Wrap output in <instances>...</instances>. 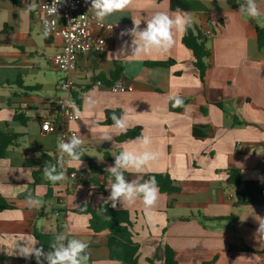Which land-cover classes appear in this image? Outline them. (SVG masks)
<instances>
[{
  "label": "crops",
  "instance_id": "0c3cea01",
  "mask_svg": "<svg viewBox=\"0 0 264 264\" xmlns=\"http://www.w3.org/2000/svg\"><path fill=\"white\" fill-rule=\"evenodd\" d=\"M189 1L205 7V11L187 12L195 21L192 27L213 32L204 83L193 52L182 43L186 32L176 34V43L167 53L153 51L139 57L132 55L133 38L120 35L133 27V20L141 22L143 29L156 13H175L170 0H133L125 10L106 17L103 26H114L113 41L103 54L82 56L71 76L78 92L89 88L85 93L92 92L98 101L93 111H84L83 93L77 106L89 124L82 119L69 124L84 141L83 165L79 170L75 162L66 166V179L53 183L44 179L43 169L50 165L47 159L57 163L61 156L58 136L44 132L42 125L56 117L55 103L66 96L60 88L65 75L51 66L62 41L42 38L37 8L25 14L27 5L38 7L39 0H0V131L22 135L21 145L9 148L0 159V196L26 200L31 191L39 192L43 201L39 208L0 213V264H36L35 258L14 254L17 243L27 235L35 237V230L56 234L68 229L89 244V264H121L110 259L108 233H93L90 215L76 211L86 203L97 210L110 193V180L91 173L90 160L105 169L114 163V155L133 147L132 141L117 142L122 133L106 124L108 110L123 113L126 109L127 131L141 128L152 138L151 149L160 154L145 173L128 171L127 179L142 176L144 182L147 175L169 173L181 189L170 197L159 192L151 221L140 201L118 206L130 213L140 247L139 264H163L164 246L176 253L179 264H264V239L257 235L259 221L264 222V205L236 206L239 189L228 182L227 173L240 170L243 182L264 187V51L258 48L264 18L242 15L230 0ZM233 1L239 6L244 3ZM256 3L264 12V0ZM106 34L104 27L96 28L97 36ZM169 60L175 64L168 68L145 65ZM116 63L124 66L120 81L129 87L126 92L105 83L112 80ZM170 95L186 101L181 113L170 111ZM16 113L26 122L15 120ZM198 125L205 127L203 140L192 135ZM105 133L113 136L112 142H102ZM35 171L40 175L36 186Z\"/></svg>",
  "mask_w": 264,
  "mask_h": 264
},
{
  "label": "clouds",
  "instance_id": "9594fccd",
  "mask_svg": "<svg viewBox=\"0 0 264 264\" xmlns=\"http://www.w3.org/2000/svg\"><path fill=\"white\" fill-rule=\"evenodd\" d=\"M63 0H52L50 5L45 4L49 14L53 17L58 15V6ZM133 3V0H91L90 11L94 13L96 20L103 26L106 17L125 10ZM37 8L35 4H28L25 14L34 11ZM239 12L254 20L264 18V12L256 3V0H244L239 6ZM194 19L190 13L179 9L169 15L164 12H158L146 21V27L140 28L141 22L133 20L131 29L121 32V36L130 35L132 39V55L137 57L142 54H148L155 51L158 54L167 53L176 43L177 33H184L194 24ZM55 21H45L42 38L50 35ZM103 44V41H101ZM84 111H93L98 101L93 98V93H85ZM169 102L173 107H183L184 100L179 95H170ZM62 107L72 109V115L76 119H82V112L79 106L71 98H65ZM113 121L111 128L118 130L119 133H125L129 126V115L126 109L120 115L112 113ZM85 124H89L83 120ZM47 127V125H46ZM102 142H112L113 136L105 133L101 137ZM83 139L73 134L66 140L59 141L57 150L61 156L57 163L45 165L43 169L44 179L53 183L66 179V166L70 167L75 162L77 170L83 165ZM132 148H125L119 154L114 155V163L105 168L109 174L110 183L107 188L110 190L105 201L112 209L123 206L134 205L137 201L142 202L144 211L149 221H151L152 210L157 206L159 200V187L155 177L147 181L140 182L142 176L132 180L125 177V172L134 171L137 174H143L151 164L159 159V152L152 150L153 143L151 136L142 134L134 141ZM26 203L30 208H39L43 201L39 198V192L35 195L29 191L26 196ZM257 235L264 239V222L259 221ZM17 243L14 254L26 260L35 258L36 264H89L90 252L89 244L81 239L73 237L71 230L61 231L55 235L54 240L49 244L50 251L45 252L43 247H37L39 243L35 237L27 235Z\"/></svg>",
  "mask_w": 264,
  "mask_h": 264
},
{
  "label": "trees",
  "instance_id": "16d2710c",
  "mask_svg": "<svg viewBox=\"0 0 264 264\" xmlns=\"http://www.w3.org/2000/svg\"><path fill=\"white\" fill-rule=\"evenodd\" d=\"M229 3L235 10L239 9V5L235 1L230 0ZM170 8L173 12L177 9L183 12H201L205 11V7L197 1L189 0H170ZM183 45L191 50L194 54V66L199 72V78L204 83L207 71L209 69L208 59L211 52L208 47V39L201 35V32L195 30L194 27L189 28L186 31L185 36L182 40ZM258 48L264 51V29H258ZM175 64V61L169 60L166 62H147L145 65L148 67H164L168 68ZM124 72V66L121 63H116L115 70L112 72V80L105 82L107 85L114 86V84L121 79V75ZM103 81V80H102ZM89 88L75 92L72 94V98L76 105H80L82 101V94L87 92ZM186 101H184L183 107H173L172 103L169 102V108L172 113H181L186 107ZM115 112L120 115V111L106 112V124L112 125L111 120L112 113ZM15 120L25 123L22 114L16 113ZM205 127L198 125L192 129V135L197 140H203L206 138L204 133ZM142 134L141 128H134L122 133L116 138L119 143L133 141L136 137ZM22 135L20 134H9L0 131V159L6 156V153L11 147H19L21 145ZM87 159V158H85ZM105 159L111 160L108 152L105 153ZM50 165L56 162L53 159H47ZM91 173L102 174L105 179L110 180L109 174L105 172L104 168L98 167L90 160ZM228 182L234 187L238 188L236 194V206H263L264 205V187L256 183H245L243 182V176L240 170L231 169L227 171ZM34 186L39 183V172L35 171ZM130 176L129 173L125 172L126 179ZM151 177H155L159 192L166 194L167 196H175L181 192L180 186L176 181L172 179L169 173L150 174L145 176L144 181H147ZM105 193V191H103ZM50 194V192H49ZM26 200H11L0 196V213L8 210H28ZM76 212L81 214L90 215L89 229L95 233L107 232L108 233V248L110 252V259L121 264H139V244L135 242V233L133 231V222L130 213L127 210L112 209L110 203L103 201L97 210L93 209L90 203L83 204ZM203 220L209 221L212 219L203 217ZM222 220V219H213ZM61 231V230H60ZM57 234V233H56ZM56 234H45L39 230L34 231V236L39 242L40 246L43 247L44 251H50L49 244L54 240ZM245 251H252L250 249H244ZM163 264H179L176 258V253L169 247L164 246L161 249ZM152 263V261H149ZM36 263V261H35Z\"/></svg>",
  "mask_w": 264,
  "mask_h": 264
},
{
  "label": "built area",
  "instance_id": "2783aa9c",
  "mask_svg": "<svg viewBox=\"0 0 264 264\" xmlns=\"http://www.w3.org/2000/svg\"><path fill=\"white\" fill-rule=\"evenodd\" d=\"M52 0H39L37 11L42 28L44 30L45 21H55L48 39H60L62 46L59 52L51 59V66L54 70L65 75L60 83V88L66 93L65 97L59 98L55 103L56 117L48 119L42 125V130L46 133H56L58 142L66 140L69 136L76 134L70 130L69 124L79 119L74 118L72 109L62 107L65 98H72V94L78 92V85L72 79V75L77 71L79 59L89 53L103 54L106 52L109 42L114 39V26L101 24L90 11L91 0H63L58 6V15L53 17L49 14L45 4L50 5ZM104 27L107 30L106 36H97L96 28ZM201 35L206 39L213 36V32L202 30ZM103 41V44L101 43ZM119 92H126L129 87L118 81L112 87ZM47 125V127H46ZM65 171H67L65 169ZM70 177L75 174L69 173ZM62 204L63 200L60 199ZM60 211L55 212L56 217H60Z\"/></svg>",
  "mask_w": 264,
  "mask_h": 264
}]
</instances>
